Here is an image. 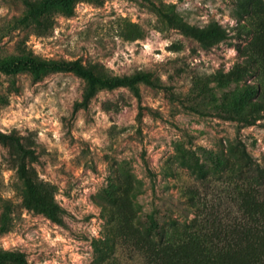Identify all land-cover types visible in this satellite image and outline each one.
I'll list each match as a JSON object with an SVG mask.
<instances>
[{
  "label": "rangeland",
  "instance_id": "obj_1",
  "mask_svg": "<svg viewBox=\"0 0 264 264\" xmlns=\"http://www.w3.org/2000/svg\"><path fill=\"white\" fill-rule=\"evenodd\" d=\"M259 2L72 0L21 22L24 0H0V130L21 145L0 139V264H145L242 149L264 167V87L244 64ZM24 54L145 78L81 104L84 78L12 66Z\"/></svg>",
  "mask_w": 264,
  "mask_h": 264
},
{
  "label": "trees",
  "instance_id": "obj_2",
  "mask_svg": "<svg viewBox=\"0 0 264 264\" xmlns=\"http://www.w3.org/2000/svg\"><path fill=\"white\" fill-rule=\"evenodd\" d=\"M71 1L24 0L26 9L20 20L38 18L52 6L67 10ZM259 1L255 4L253 34L247 43L244 64L256 65L264 87V0ZM12 66L72 70L86 81L81 104H86L98 86L127 85L136 90V82L145 78L142 73L101 77L78 59L34 60L28 54L14 58ZM0 139H13L21 147L19 139L11 133L0 130ZM242 151L244 167L234 170V177L225 179L227 184L220 194L207 198L194 189L190 199L198 209L195 217L189 221L172 218L166 228L158 227L159 233L148 241L153 250L152 259L148 258L145 264H264V167ZM18 263L26 264L21 256Z\"/></svg>",
  "mask_w": 264,
  "mask_h": 264
}]
</instances>
